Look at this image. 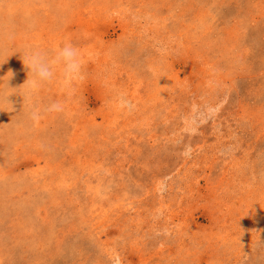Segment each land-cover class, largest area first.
Returning a JSON list of instances; mask_svg holds the SVG:
<instances>
[{
  "label": "rangeland",
  "instance_id": "1",
  "mask_svg": "<svg viewBox=\"0 0 264 264\" xmlns=\"http://www.w3.org/2000/svg\"><path fill=\"white\" fill-rule=\"evenodd\" d=\"M3 61L0 264H264V0H0Z\"/></svg>",
  "mask_w": 264,
  "mask_h": 264
},
{
  "label": "clouds",
  "instance_id": "2",
  "mask_svg": "<svg viewBox=\"0 0 264 264\" xmlns=\"http://www.w3.org/2000/svg\"><path fill=\"white\" fill-rule=\"evenodd\" d=\"M6 61L0 62V65ZM22 61L27 69V80L25 83H27L31 94H35L41 86L54 80L57 65L61 67L64 90L68 95H73L75 85L82 83L87 78L80 51L71 43H66L63 47L58 48L52 58H49L44 52L26 49L22 55ZM12 75L13 73L9 72L0 77V81H3L5 76L7 77V88H9L8 82ZM8 97L0 98V102L9 103ZM107 105L109 107L114 106L122 111H130L134 107L126 93L122 91L113 92L107 101ZM43 111L47 113L63 112L64 104L60 101H54L45 106ZM38 115L39 113L35 111L32 114L34 119L38 118Z\"/></svg>",
  "mask_w": 264,
  "mask_h": 264
}]
</instances>
